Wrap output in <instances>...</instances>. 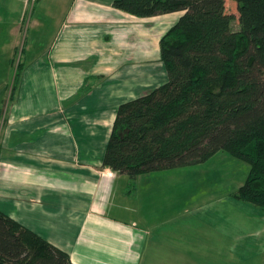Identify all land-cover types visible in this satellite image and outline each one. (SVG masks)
Returning <instances> with one entry per match:
<instances>
[{"label": "crops", "instance_id": "0c3cea01", "mask_svg": "<svg viewBox=\"0 0 264 264\" xmlns=\"http://www.w3.org/2000/svg\"><path fill=\"white\" fill-rule=\"evenodd\" d=\"M112 1L0 0V108L24 65L2 110L0 212L72 264H264V212L231 197L248 171L152 172L130 192L102 166L119 105L166 82L159 41L182 15Z\"/></svg>", "mask_w": 264, "mask_h": 264}, {"label": "trees", "instance_id": "16d2710c", "mask_svg": "<svg viewBox=\"0 0 264 264\" xmlns=\"http://www.w3.org/2000/svg\"><path fill=\"white\" fill-rule=\"evenodd\" d=\"M232 1L230 14L225 0L112 1L136 18L182 13L159 41L166 82L115 114L102 166L127 176L130 192L142 175L204 164L224 152L248 166L231 197L264 212V0ZM23 67L19 58L8 102ZM0 264L72 263L0 212Z\"/></svg>", "mask_w": 264, "mask_h": 264}, {"label": "rangeland", "instance_id": "374dc122", "mask_svg": "<svg viewBox=\"0 0 264 264\" xmlns=\"http://www.w3.org/2000/svg\"><path fill=\"white\" fill-rule=\"evenodd\" d=\"M225 9L229 14L235 13L236 12L235 3L232 0H225ZM232 29L235 31L237 30V23L236 25L232 23ZM10 103L11 102H8L7 100V104L4 103V105L1 106V108H3L1 109V111L3 110L4 112L5 108H7L8 104ZM1 115H2L1 122H3L4 116L3 114ZM198 168L201 172H205L204 175L208 174L209 176L212 175L210 172H217V173H222V174L226 173V178H228V180L230 181L238 179L240 175L244 174V170H245V173H247L248 171V166L246 164L231 157L230 155L224 152H219L212 159H210V161H208L207 163L200 164ZM227 186L228 184H225V187L216 189L212 187V184L208 185V187H211L213 188V190H218V191H223L224 189H226ZM215 187H220V186L216 185Z\"/></svg>", "mask_w": 264, "mask_h": 264}]
</instances>
